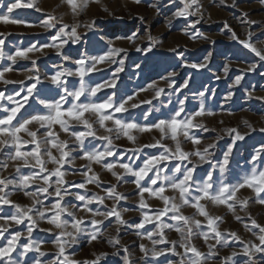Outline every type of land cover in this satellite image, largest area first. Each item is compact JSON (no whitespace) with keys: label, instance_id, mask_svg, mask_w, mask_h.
<instances>
[{"label":"snow or ice","instance_id":"6c2138e0","mask_svg":"<svg viewBox=\"0 0 264 264\" xmlns=\"http://www.w3.org/2000/svg\"><path fill=\"white\" fill-rule=\"evenodd\" d=\"M63 2L72 14L71 23L65 22L62 15L45 12L38 0L27 3L0 0V21L27 25L25 18H15L19 15L15 10L32 9L43 13L40 21L43 28L54 30L49 32L46 43L18 45L8 53L6 40L14 34H0V82L5 86L0 90V209H6L0 210V264H106L109 255L121 256L122 264H210L214 259L219 264H264L261 259L264 258V225L247 212L252 202L264 206V143L253 150L243 175L233 183L227 182L225 176L231 172L234 147L256 129L247 121V132L236 127H224L219 132L213 128L211 131L217 132L215 138L204 144L197 130L210 131L202 118L215 115L206 104V93H215L202 85L203 91L191 93L200 98L199 105L190 109L187 104L189 96L185 92L191 91L190 84L200 70H209L213 54L208 52L202 59L193 60L185 55L186 46L181 50L182 46L177 44L167 49L179 59L172 66L174 70L161 77L164 87L153 81L131 93L127 89L121 91L118 74L124 70L130 49L118 47L117 42L127 41L140 53H151L162 42L148 34L147 45L141 47L136 43L137 33L114 38L101 36L104 43L96 54L79 53V58L73 59L66 53V46L80 43L84 35L79 31L81 27L93 31L96 18L83 23L79 19L89 0ZM135 2L139 4L141 0ZM170 2L176 9L172 19L188 21L183 29L186 36L217 43L197 30V25L205 19L200 0ZM226 2L220 0L222 5ZM259 2L264 6V0ZM230 6L237 8L238 0H231ZM151 7L160 12L158 4ZM241 23L249 28L244 37L227 21L223 22L222 32L226 31L231 41L252 52L258 60L239 69L234 78L230 77V62L221 66L222 75H216L215 79H232L226 99H231V89L240 85L247 73L264 67V40L257 39L250 30L257 21L241 10ZM260 35L264 36V27ZM46 49L54 50L60 63H53L51 69L42 73L37 61L49 55ZM34 53L39 56L30 55ZM19 61L31 62V68L26 69L30 75L26 74L22 80L7 79L5 74L14 71ZM98 65H107L109 69L115 65L103 83H96L91 75L105 71ZM135 66L140 68L139 64ZM179 70L185 71L182 82H178ZM10 84L19 85V90H9ZM105 88L113 89L111 95H98ZM149 91L150 97L138 99L140 93ZM253 95L248 92L249 98ZM153 101H158L160 107ZM141 105L149 107L134 116L132 110L140 109ZM154 130L159 138L153 136L151 142L138 143L139 134H151ZM259 131L264 133V127ZM62 134L67 138L62 139ZM123 137L131 142V147L116 143ZM226 137L230 142L217 157L215 150ZM185 142H190L192 149L185 150ZM146 149L155 151L146 152ZM77 158L85 161L79 168L75 165ZM66 165L71 167V172ZM94 165L110 173L115 182L102 180ZM204 165L207 167L202 169ZM217 171L219 177L215 175ZM77 174L79 182L67 178ZM122 182L135 186L137 200L133 210L139 213V222L124 217L129 209L121 207V201L128 200V195L119 191ZM89 185L99 191H92ZM244 189L250 190L249 196H242ZM16 193H23L30 203L11 199ZM152 198L161 204L152 206L149 203ZM72 199L77 203H71ZM209 204L225 206L243 224L250 238L244 239L237 231L222 228L224 218L211 214L207 209ZM186 208L194 211L185 214ZM238 209L247 215L241 216ZM41 222L53 227L43 228ZM106 222L114 223L113 233L107 231ZM127 228L135 230L140 237L139 255H134L121 240V230ZM36 230L52 234L51 259H45L49 255L42 247L46 241L33 238ZM171 231L178 234L177 239L168 236ZM82 238L90 245L106 239L114 251H93L90 258L77 259L69 249ZM144 240L150 243L145 244ZM196 240H201L206 248L199 247ZM221 249L231 251L221 256ZM30 253L33 255L29 256Z\"/></svg>","mask_w":264,"mask_h":264},{"label":"rangeland","instance_id":"374dc122","mask_svg":"<svg viewBox=\"0 0 264 264\" xmlns=\"http://www.w3.org/2000/svg\"><path fill=\"white\" fill-rule=\"evenodd\" d=\"M21 3H27L28 0H20ZM179 2V0H177ZM203 4V11L205 19L197 25V30L202 32L217 41L215 45L209 44L202 40H193L189 36H186L183 29L186 27L188 21L185 18L172 19L173 12L176 10L170 0H141V3L137 4L135 0H89L88 7L79 19L81 23L87 22L91 18H96V27L93 31H87L83 27L79 29L84 33L80 43L71 44L66 46V53L73 59L79 58V53H87L88 55L96 54V50L103 45L104 41L100 40L101 36H107L114 38V36L129 35L137 33L139 39L136 43L141 47L146 46L148 41L146 39L148 34L158 38L162 43L153 49L151 53L136 52L127 41H118V47L129 48V58L126 59L125 67L120 72L119 80L117 81L118 88L123 91L127 89L129 93L136 90L138 87H145L147 84L153 81L161 87L165 86V81L161 80L162 76H166L168 72L173 71V65L176 64L178 57H174L173 53L167 51L170 47H175L177 44L181 45V50H184L186 46L185 55L189 56L193 60L202 59L204 55L211 52L212 60L209 65V70H200L199 74L195 75L191 84V91H186L185 94L189 96L187 104L191 109L192 106H198L200 103L199 97H193L191 93L203 91L204 87L214 91L215 95L211 92L206 93V104L213 109L215 115L203 117V123L210 129L208 132L198 131V134L202 140V143L206 144L211 142L217 132L224 127H236L241 132L249 131L245 121L251 124L256 131L246 136L243 141H238L233 149L231 172L225 176V179L229 183L235 182L239 175H243L246 165V161L250 160L253 150L264 143V133L259 129L264 127V100L257 97H264V67H260L255 72H249L244 76L241 84L235 86L233 89V95L231 99H226V94L229 91V85L232 83V79L235 75L239 74V69L248 66L249 64L258 60L255 55L249 50L244 49L241 45L231 41L228 38L226 31L222 32L223 22L227 21L229 25L239 34L244 37L249 30L247 25L241 23V10L247 11L250 14V18L257 21L256 25L251 26V31L256 34V38L264 40V36L260 35L261 27H264V6L260 5L259 0H238V7L232 8L231 0H227L225 4H221L220 0H200ZM39 6L45 12H52L54 15L63 16L65 22L71 23L73 20L67 4L63 0H38ZM152 4H158L160 12L157 13L156 9L151 7ZM107 9V11H105ZM19 15L15 18H25L27 25L13 24L11 22L4 23L0 21V34L13 33L9 35L6 40L7 47L5 52L15 51L16 46L27 47L29 44L46 43L50 31L41 26V18L43 13H36L32 9H17L15 10ZM143 17L144 19H141ZM99 42V43H98ZM259 46V45H258ZM49 53L48 56H43L37 61V65L40 67V71L43 73L51 69L53 63H60L59 59L54 53V50L46 49ZM30 55L39 56V53ZM225 62H230L232 66V72L230 77L223 79H215L216 75H222V65ZM136 64L140 65V68H136ZM30 61H19L15 70L6 73L7 79L22 80L25 79L26 69L31 68ZM98 67L105 68L103 73L91 74L96 83H103L104 80H108L111 76V71L114 70L115 65L111 69L107 65H98ZM180 71V79L178 82H182L185 75L184 70ZM191 71V70H188ZM51 74V72H49ZM72 79V78H69ZM27 83V81H25ZM202 85L204 87H202ZM55 87V86H51ZM5 86L0 82V90H4ZM9 90L15 88L19 90L20 86L15 84L7 85ZM113 89L105 88L98 95H104L107 93L111 95ZM248 92H252L254 95L249 98ZM152 95L151 91L146 93H140L139 100L146 99ZM58 98V97H57ZM106 98V97H105ZM163 98V97H162ZM182 98V97H181ZM175 102L176 97H172ZM156 107H160L158 101H153ZM167 104V101H165ZM27 107V106H26ZM148 105H141L140 109L132 110L133 115L136 116L141 110H147ZM171 107V105H169ZM23 111V110H22ZM165 111V109H162ZM159 115V113H154ZM223 121L221 124L220 122ZM215 128L217 132L211 131ZM103 134L102 130L101 133ZM159 138L158 131L154 130L153 133L139 134L138 143L151 142L152 137ZM62 139H66L65 135H61ZM171 143V141H167ZM230 142V138L226 137L219 142V146L215 150V155L220 157L226 144ZM116 143L123 147H131V142L126 137L121 138ZM185 150L192 149L190 142L184 143ZM146 152H154V149H146ZM130 155V153H129ZM85 161L77 158L75 165L77 168ZM51 167V165H49ZM68 171L71 172V167H68ZM202 169L207 167L201 166ZM95 171L101 174V178L104 181L115 182L110 173L102 171L99 166H95ZM11 171V168L9 169ZM219 177V172L215 173ZM69 180L76 182L80 181L79 174L69 175ZM92 191H99L93 185H89ZM119 191L128 195L127 201H121V207L128 208L129 211L124 213L125 219L130 222H139V213L134 209L137 196L135 193V186L131 182H122L119 185ZM242 196H249L250 190H241ZM11 199L16 200L22 204L30 203L29 199L23 195V193L14 194ZM71 203H77L74 199ZM45 203H49L46 201ZM111 203V202H108ZM152 206H159L161 202L156 198L149 200ZM208 211L214 215H221L225 223L222 228H229L237 231L244 239H249L250 234L244 229L243 224L236 221L233 215L226 210L225 206H216L209 204L207 206ZM6 210V209H0ZM185 214H192L194 211L191 208L184 209ZM241 216H246L247 212L251 213V216L264 225V206H261L255 202H252L248 206L247 212H240ZM41 227L49 228L53 227L46 222H41ZM114 223L108 225L106 222V229L108 232H114ZM151 228V226H148ZM55 231V229H53ZM171 239H177L178 234L175 231L167 233ZM34 239H43L46 243L42 246L43 249L49 253L45 259H51V253L54 251L51 243L52 234L34 231ZM121 240L123 243L129 245L130 250L134 255H139L138 244L141 242L140 237L136 234V231L127 228L121 230ZM145 244L150 243L147 240L143 241ZM195 243L205 249L201 240H196ZM233 247H238L234 245ZM93 251H107L111 253L114 251L110 245L107 244L106 239L103 242L97 241L93 244H88L86 239H81L79 243L73 245L69 252L75 253L77 259H88ZM231 249H221V256L227 254ZM33 254H29L31 256ZM163 259V258H161ZM264 259V258H261ZM106 264H122L121 256L109 255L106 260ZM210 264H219L218 259H214Z\"/></svg>","mask_w":264,"mask_h":264}]
</instances>
